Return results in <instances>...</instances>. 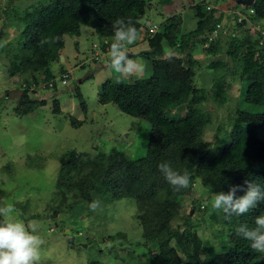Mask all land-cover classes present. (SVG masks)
<instances>
[{
  "label": "trees",
  "instance_id": "16d2710c",
  "mask_svg": "<svg viewBox=\"0 0 264 264\" xmlns=\"http://www.w3.org/2000/svg\"><path fill=\"white\" fill-rule=\"evenodd\" d=\"M7 1L0 0V16L4 13L6 24L14 16L23 28L20 39L10 43L6 68L10 78L24 79L27 86L55 80L53 88L56 89L58 80L51 65L64 48L65 36H79L82 26L90 27L103 40L100 46L92 49L95 61H99L102 55L108 57L114 40L111 25L117 19L130 20L140 33L130 47L140 39L148 42L147 49L141 52L152 62L148 97L142 100L128 96L121 91L120 84L109 79L100 85L98 94L103 104L113 102L124 113L149 124L144 139L146 154L137 162L118 147L109 151L96 149L95 154L67 150L60 157L55 191L69 202L68 207H86L90 213L99 207L98 216L107 218V209L110 210L112 203L134 200L133 218L141 227L138 243L131 240L126 231L110 235L119 243H126L123 246L129 259L122 258L129 264H139L140 247L145 249L149 264H264V253L252 252L250 242L235 234L241 224L254 226L253 219L264 211V203L249 213L227 219L223 212L217 213L211 208L216 192L227 193L230 185L241 184L244 179L264 188V48L258 50L260 38L254 31L256 26L264 28V2L260 5L255 2L243 4L244 8L240 9L246 22L239 25L244 28L249 22L252 30L247 28L240 37L228 34L209 42L206 34L215 29L224 13L214 7L208 10L204 3L193 2L190 5L195 11L196 27L183 32L181 38L177 31L182 16L176 13L165 20L157 33L145 32L147 36L144 39L142 19L150 7L149 0H35L22 11L19 8L12 11L11 0L4 8L2 3ZM238 1L240 4L244 2ZM217 12L221 13L219 17ZM1 30L2 39L6 30L4 27ZM44 37L50 38V42L41 45L40 40ZM225 38L229 41L222 44ZM197 44L207 55L213 56L212 61L207 64L200 62L196 57ZM166 47L174 49V52L167 55ZM130 51L132 48L128 49ZM130 56L138 58L141 55L131 52ZM203 65L211 71L213 84L209 90L198 87L194 80L195 68ZM60 71L63 74L62 68ZM230 71L248 83L243 93L244 102L262 110L254 112L237 108L234 117L229 119L231 129L222 128V131L215 132L211 141L206 138L213 128L207 104L211 100L216 101L217 106L225 104ZM137 88L142 87L139 85ZM75 91L86 110L80 88ZM27 92L23 91L21 103L16 108L19 114H29L44 103L31 98ZM54 104L55 110H60L59 101H54ZM71 122L81 125L84 121L71 119ZM165 162L180 173L185 170L189 173L187 189L175 191L167 183L158 168ZM196 184L205 188L211 200L207 206L194 199ZM239 195L243 193L237 192ZM189 201L193 211L185 213L182 210ZM94 202L97 206L92 208ZM205 207L206 211H202ZM61 210V207L54 209V217ZM197 210L201 212L200 218L196 216ZM39 216L22 214L26 223ZM199 219L202 222L210 220L215 241L202 236ZM99 249L97 242L91 245L89 251L93 256L87 264H106L95 258L101 255ZM114 255L117 258L121 256L117 251Z\"/></svg>",
  "mask_w": 264,
  "mask_h": 264
},
{
  "label": "rangeland",
  "instance_id": "374dc122",
  "mask_svg": "<svg viewBox=\"0 0 264 264\" xmlns=\"http://www.w3.org/2000/svg\"><path fill=\"white\" fill-rule=\"evenodd\" d=\"M193 1L149 0L150 7L143 19L148 21V27L153 24L161 30L165 20L177 13L182 16V23L177 31L178 37L181 38L183 32L196 27L197 19L194 17V8L191 7ZM198 1L200 0H195L194 4ZM228 1L230 4L227 5ZM34 2L35 0H11L10 9L14 11L19 8L21 9L19 11H22ZM254 2L260 5L264 0H244L242 4L238 0H207V3L218 9L227 5L224 6V12L235 5L238 7H233V10L237 11L244 8L243 4L249 5ZM8 3L9 0L2 3L3 7L5 8ZM226 16L229 18L230 14L225 13ZM4 20L3 13L0 16V31L4 27L6 35L2 39L0 37V203L14 208L12 215L7 218L8 221L23 223L30 231L34 228L36 230L34 234L44 241L39 249L38 264H87L93 256L89 248L93 244L96 245V242L101 255L95 258L105 261L106 264H129L123 261V258H128L123 246L126 243L124 241L119 243L110 235L126 231L131 240L138 243L137 240L141 238V227L133 218L135 201L123 199L112 203L110 210L107 209L106 218L98 216L101 210L99 207L92 213L88 212L86 207H68L69 202H66L61 194L56 193L55 185L60 157L69 149L95 154L96 149L109 151L112 147H118L137 162L144 158L146 154L144 139L150 128L149 124L141 118L124 113L113 102L103 104L99 101L101 95L98 94L101 92L100 85L109 79L120 84L123 93L127 91L128 96H141L140 99L144 100L148 97L147 84L153 71L149 69L142 78L129 80L107 67L108 57L105 55H102L99 61H95L92 49L100 46L103 40L94 34L90 27L82 26L79 36L69 34L65 36L64 48L51 65L57 80L63 75L61 68L63 73H70L68 83L61 84L58 81L56 89L53 88L51 81H43L38 86H22L20 82L24 83V79L18 81L9 77L5 60L10 51V43L20 39L23 27L14 16L10 18L9 24ZM144 25L146 26V23ZM228 41L225 38L222 44ZM145 49L147 44L145 40L140 39L130 52H141ZM195 50L200 62L207 64L212 61L213 56L207 55L200 44L196 45ZM205 66L195 68L194 80L198 87L209 90L213 81L210 77L211 71ZM227 78L229 85L226 87L225 104L217 106L214 100L207 104L210 110L207 114L212 116L213 128L206 134V138L211 141L214 140L215 132L222 131V128L231 129L229 119L234 117L237 108L254 112L262 110L244 102L243 93L248 83L243 81L239 74L230 71ZM139 85L141 89L137 88ZM78 87L86 102V110L77 98L75 89ZM25 90L31 98L44 103L29 114H19L16 108L21 103ZM57 100L60 103V110H55L54 101ZM71 119L84 122L81 125H73ZM8 163L9 167L4 169L3 166ZM194 187V199L197 198L207 206L211 200L208 199L205 188L200 184ZM23 207L26 208L25 211L22 210ZM60 207L62 210L54 217V209ZM191 209L189 201L182 211L188 213L193 211ZM206 209L207 207L202 211ZM22 214L40 216L32 217L26 223ZM200 215L201 212L197 210V218H200ZM199 220L202 236L209 241H215L216 236L210 220L207 219L206 222ZM70 238L71 242L68 241ZM115 251L121 254L120 258L115 257ZM139 264H149L143 247L139 249Z\"/></svg>",
  "mask_w": 264,
  "mask_h": 264
},
{
  "label": "clouds",
  "instance_id": "9594fccd",
  "mask_svg": "<svg viewBox=\"0 0 264 264\" xmlns=\"http://www.w3.org/2000/svg\"><path fill=\"white\" fill-rule=\"evenodd\" d=\"M197 3H204L208 10H211L212 7L215 8L214 5L207 3V0H200ZM219 10L223 12L224 8H219ZM223 13H229L230 17L228 18L227 16H223L222 20L217 22L215 25L223 23V25L232 29V32L222 33L219 38L222 35L228 34L236 37L242 36L244 28L239 24L246 22V17L240 21L238 13H242L244 15L243 10L242 12L240 10L235 11L233 10V7H231L230 9H225V12ZM147 24L148 22L146 23V26ZM146 26L144 25V39H146L147 36V33L145 34V32L155 34L160 30L158 29V26L153 24L149 27ZM245 26H247V24ZM111 27L113 30L114 40L108 50L109 63L107 67L114 70L121 77L129 80L142 78L146 70V65L134 59V56L131 57V52H128L129 48H133L130 46L137 41L140 33L136 27L133 26L130 20L126 22L123 19H117L113 22ZM152 27H156L153 32L150 31ZM254 31H256V29H254ZM212 32L213 31L208 33L206 32L208 41ZM256 34L259 38L258 32H256ZM49 42L50 38L48 37H44L40 40L41 45ZM263 48L264 47L261 49ZM261 49L258 47V50ZM143 51L144 50L141 52ZM141 52H135L134 54H140V58L145 57L142 56ZM66 74H68V76L65 78ZM69 77L70 73L64 72L58 81H61L60 83L63 84V80L66 79V83H68ZM54 81L51 80V82H53V87L55 86ZM23 85L27 86L25 83H23ZM125 94H127V91ZM133 97L140 99V97L136 95ZM158 168L167 183L175 191H181L182 189H187L189 187L190 176L186 170L183 173H180L174 170L167 162L160 163ZM237 192H242L243 195L237 196ZM260 203H264V188L256 183L244 179L241 184L230 185L227 193L222 191L216 192L211 203V208L217 213L223 212L225 218L227 219L232 216H242L249 213L250 210L254 209ZM96 206L97 202H94L91 205L92 208H95ZM13 212L14 208L11 205L0 203V264H38L40 260L39 249L44 241L39 236L34 234L36 231L34 228L30 231L23 223L9 222L7 218L10 217ZM253 224V227H249L244 224L239 225L236 228L235 234L250 242L249 247L252 252L264 253V211H261L258 216L254 217Z\"/></svg>",
  "mask_w": 264,
  "mask_h": 264
},
{
  "label": "built area",
  "instance_id": "2783aa9c",
  "mask_svg": "<svg viewBox=\"0 0 264 264\" xmlns=\"http://www.w3.org/2000/svg\"><path fill=\"white\" fill-rule=\"evenodd\" d=\"M238 15H239L240 21L245 17L242 13H238ZM155 29H156V27H152L150 29V31L153 32V31H155ZM254 29H256V31L258 32V36L260 38L258 47L261 49L262 47H264V28H261L260 26H256V27H254ZM227 32H232V29L223 25V23H218L216 25L215 29L213 30V32L210 34L209 41L218 39L222 33H227ZM67 76H68V74L65 75V78ZM63 83L64 84L66 83V79L63 80Z\"/></svg>",
  "mask_w": 264,
  "mask_h": 264
},
{
  "label": "crops",
  "instance_id": "0c3cea01",
  "mask_svg": "<svg viewBox=\"0 0 264 264\" xmlns=\"http://www.w3.org/2000/svg\"><path fill=\"white\" fill-rule=\"evenodd\" d=\"M195 1V0H194ZM193 1V2H194ZM228 4H230L229 3V1H228V3H227V5ZM227 5H224L225 7L227 6ZM224 6H222V8H224ZM244 6V5H243ZM227 9H229V8H227ZM223 12H224V10H223ZM221 13L219 12H217V16L219 17V15H220ZM223 14V13H222ZM223 16H225V14H223ZM142 21H143V23L145 24V23H147L148 21H146L145 19H142ZM249 25L248 26H245L244 27V29H243V31L244 30H247V28H249V29H251L252 30V24H250L249 22H247ZM2 31V30H1ZM145 42H147V41H145ZM148 43V42H147ZM146 43V44H147ZM166 44V43H165ZM152 50V49H151ZM153 51V50H152ZM174 52V49H172V48H170V47H166V54L167 55H171L172 53ZM140 57L141 56H138V58H134V59H136V60H141L140 62H142L143 64H145L146 65V70H145V72H144V75L147 73V71L149 70V69H151L152 70V62L150 61V57L148 56H145V57H143V58H145V59H140ZM108 62V61H107ZM109 63V62H108ZM151 76V75H150ZM128 90V89H127Z\"/></svg>",
  "mask_w": 264,
  "mask_h": 264
},
{
  "label": "water",
  "instance_id": "95a60500",
  "mask_svg": "<svg viewBox=\"0 0 264 264\" xmlns=\"http://www.w3.org/2000/svg\"><path fill=\"white\" fill-rule=\"evenodd\" d=\"M2 33H3V31H0V36L2 35ZM68 241L71 242L72 239L70 238Z\"/></svg>",
  "mask_w": 264,
  "mask_h": 264
}]
</instances>
